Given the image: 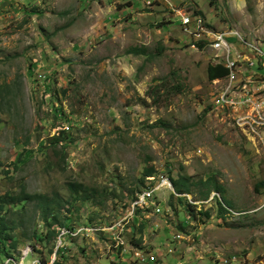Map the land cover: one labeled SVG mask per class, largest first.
I'll return each instance as SVG.
<instances>
[{
	"label": "rangeland",
	"instance_id": "obj_1",
	"mask_svg": "<svg viewBox=\"0 0 264 264\" xmlns=\"http://www.w3.org/2000/svg\"><path fill=\"white\" fill-rule=\"evenodd\" d=\"M183 11L264 45V0H0V195L91 192L38 252L47 228L34 203L19 208L31 239L14 232L15 263L52 264L61 247V264H264V110L214 105L225 82L208 79L214 53L191 46ZM181 175L213 176L232 209L199 200L205 186L173 193Z\"/></svg>",
	"mask_w": 264,
	"mask_h": 264
},
{
	"label": "trees",
	"instance_id": "obj_2",
	"mask_svg": "<svg viewBox=\"0 0 264 264\" xmlns=\"http://www.w3.org/2000/svg\"><path fill=\"white\" fill-rule=\"evenodd\" d=\"M133 52H138L133 50ZM208 79L214 80L217 78L224 77L227 75V69L222 65H208L207 69ZM61 133V134H60ZM57 136H53L50 139L52 146H61L64 145L66 141L65 131H61ZM63 153V151H61ZM155 173L153 167L146 169L144 177H151ZM175 190V193L179 196L191 194L193 186H205V190L200 192L199 200H206L210 197L212 192L219 193L221 195V203L219 202V212L220 215L229 213L231 208L230 202L225 200L224 187L219 184L215 178L209 177L207 180L199 181L198 183L193 184L191 177L186 175H181L176 178H170ZM68 189L71 193L72 200H66L60 194L55 193L53 196L42 194V193H29L26 190L24 184H20L17 191L7 192L3 195H0V258L3 256L5 260L10 258L9 264L15 263V256L13 255V250L18 247L19 242L14 237V232L25 226L24 221H17L16 215L19 212V208L24 209V205L34 203L37 212L40 214L42 223L46 226L47 232L46 235L43 234L42 238L37 232H34L32 239L34 242L31 244L33 251H40L39 242L45 240H55L57 241L58 234L62 229L69 228L68 221L69 218L63 215V211L74 212V201L78 200H88L91 197V192L83 184L78 182H69ZM66 205H68L67 210H65ZM201 215L205 217H210L208 210L200 212ZM57 226V227H54ZM22 235L25 238L31 239L30 235L26 230L22 231ZM44 238V239H43ZM54 253V248L51 249L50 254ZM66 251H62V248L56 252V259L52 264H61L60 258ZM5 260L4 263L5 264ZM41 264H48V260L41 256Z\"/></svg>",
	"mask_w": 264,
	"mask_h": 264
},
{
	"label": "built area",
	"instance_id": "obj_3",
	"mask_svg": "<svg viewBox=\"0 0 264 264\" xmlns=\"http://www.w3.org/2000/svg\"><path fill=\"white\" fill-rule=\"evenodd\" d=\"M180 26L189 37L192 47L209 49L214 53L215 64L222 65L227 69V75L214 80L216 85L221 80L225 82L218 86L222 87V94L213 93L216 95L213 99L214 105L237 112L239 108L252 107L254 111L258 110V113L259 111L263 113L264 94L248 92V85L264 84V45L256 44V50H247L246 42H254V40L237 35L235 30L213 31L214 29L199 13L181 12ZM247 118L253 121L250 115ZM246 122L248 123L247 120ZM163 188L166 189V185ZM133 218L130 217V219ZM125 244V242L115 241L112 248H122V251H126ZM136 258L141 262L156 259L154 255L149 256L145 252ZM14 264H24V262Z\"/></svg>",
	"mask_w": 264,
	"mask_h": 264
},
{
	"label": "bare ground",
	"instance_id": "obj_4",
	"mask_svg": "<svg viewBox=\"0 0 264 264\" xmlns=\"http://www.w3.org/2000/svg\"><path fill=\"white\" fill-rule=\"evenodd\" d=\"M236 31V33H237V35H240L238 32H237V30H235ZM256 44L257 45H259L258 43H257V41H254V42H246V49L247 50H256ZM222 94V93H221ZM168 184L167 185H169L170 187H171V183L170 182H167ZM151 194H145V195H143V197H142V199L140 200V202H136V203H134L133 204V208H132V210H133V212H136V210L140 207V206H142L145 202H146V200H147V198L148 197H151L150 196ZM136 201V200H135ZM148 206V205H147ZM146 206H144V208H145ZM143 208V207H142ZM132 215V214H131ZM66 229H62L61 231H60V236H61V232L62 231H65ZM62 237V236H61Z\"/></svg>",
	"mask_w": 264,
	"mask_h": 264
}]
</instances>
